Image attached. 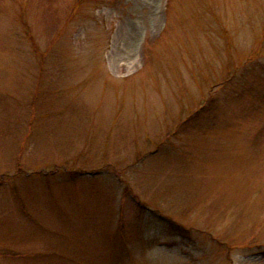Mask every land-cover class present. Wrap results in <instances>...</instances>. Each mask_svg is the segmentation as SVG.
Instances as JSON below:
<instances>
[{
	"label": "rangeland",
	"instance_id": "obj_1",
	"mask_svg": "<svg viewBox=\"0 0 264 264\" xmlns=\"http://www.w3.org/2000/svg\"><path fill=\"white\" fill-rule=\"evenodd\" d=\"M0 264H264V0H0Z\"/></svg>",
	"mask_w": 264,
	"mask_h": 264
}]
</instances>
